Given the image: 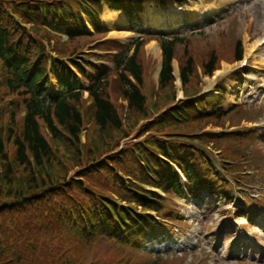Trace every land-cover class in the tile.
<instances>
[{"label":"rangeland","instance_id":"1","mask_svg":"<svg viewBox=\"0 0 264 264\" xmlns=\"http://www.w3.org/2000/svg\"><path fill=\"white\" fill-rule=\"evenodd\" d=\"M37 1L0 0V6L9 4L19 10L24 6L20 3L24 2L32 9L31 5ZM184 3V0L166 1L167 10L160 14L162 3L154 2V15H149L151 19L157 17L158 26L174 23L172 29L164 28L170 31L162 35L165 39L185 35L184 42L175 51L174 83L166 90L160 89L161 56L150 48L152 42L159 43L153 36L144 39L138 62L143 69L145 114L129 109L124 84L119 74L112 71L103 94L116 109L122 129L100 130L94 119V104L85 93L78 104L71 103L83 121L79 140L60 128L58 136L53 138L40 122L41 133L49 142L55 161L45 166L42 175L55 183H63L60 187L78 188L83 187L80 183L90 184L100 192L111 194L116 172L137 169L132 163L136 156L131 151L146 140L155 143L165 139L181 143L182 150L192 157H198L201 152L217 164L226 160L227 172L221 173V177L233 196L225 200L226 194L220 193V198L213 199L209 205L208 199L202 198L208 206L201 207L199 212L186 210L185 203L172 197L166 200V210L182 211L188 217L187 222L173 226L178 231L180 247L184 248L154 256L113 240L94 239L76 244L77 256L83 264H264V232L238 219L245 204L255 202L254 211L264 205V90L259 88L264 84V0H188L186 5ZM180 4L185 8L178 7ZM64 5L65 2H53L48 7ZM106 15L104 13L102 18L110 21L103 31L70 41L52 31V25L40 16H17L14 38L19 39L33 57L43 53L44 61L48 57H58L67 63L69 59L79 61L84 57L97 67L106 64L113 70L109 62L111 57L125 51L120 48L127 46H132L131 54L138 36L131 33L125 23L116 24L115 15ZM148 28L155 35L154 31L161 29L145 22L144 29ZM240 42L243 61L247 63L245 67L243 61L237 62L236 49ZM260 42L262 47L247 58V47H256ZM189 57L194 61L193 76L187 86H182L180 72ZM212 58L217 60V72L208 77L205 67ZM181 98L196 101L195 108L190 109L186 120L175 122L169 116L173 109H168ZM187 103H191L190 100ZM219 106L222 109L217 111ZM11 114L16 117L18 133L22 132L24 97L7 88L0 67V127L8 125ZM0 136L6 141V134ZM6 152L13 160V144L6 143ZM127 154L129 159H121ZM102 168L106 170L99 172ZM2 171L1 168L0 174ZM52 201L56 207L62 202L56 197ZM167 222L172 223V219L167 218ZM225 240L230 241L226 243Z\"/></svg>","mask_w":264,"mask_h":264},{"label":"trees","instance_id":"2","mask_svg":"<svg viewBox=\"0 0 264 264\" xmlns=\"http://www.w3.org/2000/svg\"><path fill=\"white\" fill-rule=\"evenodd\" d=\"M113 6L115 9H122L118 2H113ZM4 7L0 6V59L10 63L9 78L6 79L9 87L16 93L23 92L29 98L28 114L21 136L14 130V120L9 134H6L8 142L15 137L14 145L17 152L14 163L9 160L2 143L3 138L0 136V169H3L0 174V264H83L71 249L70 238L80 221L70 213L74 212L77 215L80 197L76 192L81 193V190H84L82 187L77 190H74L76 187L73 186L60 187L63 183H55L53 179L43 177L45 166L52 165L55 161L49 143L41 134L39 124L40 120L43 121L51 132L58 136L53 122L55 116L60 125L78 140L82 119L71 103L80 102L83 86L67 67L56 66L54 73L59 91L55 94L54 91H50V81L45 67L37 74H32V63L29 59L32 57L19 56L15 60V46L9 30L11 24L6 11L10 9L6 7L5 10ZM69 34L73 39L79 36L77 29H73ZM183 42L184 39L176 37L163 44L165 60L160 76L161 90H166L173 84L171 62L176 46ZM142 46V43H138L132 56L128 58L127 51L118 59L121 67L119 76L125 87V99L129 101L130 110L140 115L146 111V99L141 92L143 71L138 62ZM237 48L236 52L240 57L242 53L240 43ZM193 64L192 58L189 57L182 69L186 86L193 76ZM216 64L217 60L212 58L205 67L207 73H212ZM109 78V72L103 70L96 76L89 89L96 106V125L102 131L108 128L121 130L117 111L103 94ZM29 155L32 156L35 167ZM185 169L193 180L192 193L194 197H198L203 182L194 167L186 164ZM166 171L162 179L167 183V189L173 188L179 193L178 178L169 170ZM53 197L62 201L58 208L54 207ZM48 217L55 220L54 227L49 226ZM118 217L121 224L118 220L114 221V232L121 233L124 229L122 225L127 228L128 222L117 212L114 220ZM89 218L88 216L87 219ZM146 237L145 232L140 236L144 239Z\"/></svg>","mask_w":264,"mask_h":264},{"label":"bare ground","instance_id":"3","mask_svg":"<svg viewBox=\"0 0 264 264\" xmlns=\"http://www.w3.org/2000/svg\"><path fill=\"white\" fill-rule=\"evenodd\" d=\"M257 14L260 17V15H261L260 11ZM149 24L152 25L153 27H157V28L159 27L158 26L159 24L157 22H150ZM254 50H255V47H250L249 49H247V51H246L247 57L252 56V54L254 53Z\"/></svg>","mask_w":264,"mask_h":264}]
</instances>
